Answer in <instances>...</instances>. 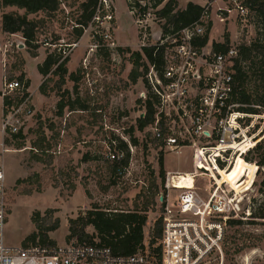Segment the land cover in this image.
<instances>
[{"label": "rangeland", "instance_id": "rangeland-1", "mask_svg": "<svg viewBox=\"0 0 264 264\" xmlns=\"http://www.w3.org/2000/svg\"><path fill=\"white\" fill-rule=\"evenodd\" d=\"M82 1L68 0L55 11L29 14L28 18L39 25L31 45L21 33L11 34L2 29L4 13L23 15L25 10L0 5V44L5 53V69L13 78L29 82L36 109L17 137L14 140L8 137V146L13 150L6 153L4 160L9 204L6 239L11 245L21 246L81 242L78 236L70 237V225L90 210L140 211L148 216L143 229L147 264H160L155 251L160 243L156 223L166 202H172L178 195V190L166 188L165 183L171 172V182L181 187L180 178L187 179L186 175L194 170V150L192 147L181 153L161 150L158 141L138 126L137 98L141 86L133 82L132 74L137 60L133 53L140 51V35L137 17L130 12L127 1L114 0L113 21L104 20L103 25L92 21L79 37L76 19L82 13L79 7ZM180 6L183 7L178 3L177 8ZM216 8L212 7L209 18L213 21L210 47L213 42H224L227 34L229 46L234 44L237 48L256 40L259 28L256 16L242 27L240 17L233 14L221 20ZM218 13L224 15L222 11ZM149 24L156 31L163 21L154 14ZM49 54L59 61L69 56L64 67L66 73L63 69L52 73L56 66L47 76L39 72ZM252 59L243 63L248 70L245 86L261 97L264 92L258 80L259 58ZM234 65L235 61L230 63L233 72ZM244 113L254 117L246 116L242 124L254 123L256 127L239 140H230L225 148L237 155L232 159V168L240 155H248L255 161L247 163L239 183L242 204L248 212L238 218L242 223L228 224L223 244L224 264H264V219L251 216L263 200L260 188L264 166L260 168L257 164L258 151L248 152L257 143L264 144V108L259 113ZM260 128L262 132L251 143L252 134H257ZM121 140L128 144L126 150L118 148ZM111 152L119 153L120 159H111ZM126 155L128 160L123 163ZM160 158L164 159V176ZM117 162L124 172L116 171ZM252 165H257L254 173ZM219 172L221 176L217 178L229 182V173L221 169ZM190 177L189 185H193L195 179ZM197 178L198 191L206 196L209 179ZM155 184L159 186L158 193ZM50 209L53 211L49 212ZM83 224V220L78 221L77 230ZM85 231L93 240L100 241L92 224Z\"/></svg>", "mask_w": 264, "mask_h": 264}, {"label": "built area", "instance_id": "built-area-1", "mask_svg": "<svg viewBox=\"0 0 264 264\" xmlns=\"http://www.w3.org/2000/svg\"><path fill=\"white\" fill-rule=\"evenodd\" d=\"M201 1L204 12L199 21L178 30L150 28V17L161 4L153 8L150 1L140 0L141 6L150 7L146 11L139 6L130 9L137 17L142 53L141 75L137 80L141 86L138 117H146L150 104L153 119L145 130L158 141L160 149L175 153L186 147L194 150L192 187H174L171 172L165 183L166 188L178 190V195L172 202H166L161 214L160 264H224L223 244L229 220L241 219L248 212L239 189L217 178L220 175L217 166L226 169L234 156V150H227L225 145L256 127L254 123L242 124L243 118L254 114L242 112L233 101L234 72L230 63L238 57V48L232 44L227 51H216L208 43L201 46L197 41L205 34L214 6L221 20L235 14L241 18L242 27L247 26V20L256 16V12L247 0ZM113 12L114 0H99L94 21L102 25L104 20L111 22ZM146 47L151 48L153 60L143 53ZM1 95L5 112L0 127L4 138L0 143V264H147L145 248L132 255H121L99 240L55 246L7 242L9 204L4 154L13 149L5 139L19 133L34 117L36 109L33 92L25 81L5 78ZM260 132L262 128L254 135ZM227 133L230 139H226ZM110 157L120 159L116 152H111ZM197 177L209 179L206 196L198 191Z\"/></svg>", "mask_w": 264, "mask_h": 264}, {"label": "trees", "instance_id": "trees-1", "mask_svg": "<svg viewBox=\"0 0 264 264\" xmlns=\"http://www.w3.org/2000/svg\"><path fill=\"white\" fill-rule=\"evenodd\" d=\"M64 1L68 0H0L1 6H16L20 9H24L25 13L14 14V13H4L2 18V29L4 32L15 34L21 33L25 38L27 44L31 45L33 41H35V37L38 30V22L35 20H31L28 18L29 14L38 13L40 11H55L59 8V6L64 3ZM151 2V7L156 8L158 5L162 4L164 0H148ZM246 3L256 12V19H258V32L257 38L253 43L250 44H241L238 47V57L235 60L234 65V96L233 101L235 103H240L238 109L244 112L250 113H259L260 109L264 108V95L261 97H257L255 92L249 90L245 86V81L248 75V70L243 65L244 62L248 60H253L252 58L258 57V71H259V81L263 85L264 92V0H247ZM127 4L129 9H133L134 6H139L142 11H146L148 4L146 6H141L140 0H127ZM99 5V0H84L80 3L79 7L82 13L76 19V30L77 35L82 36L84 29L93 21L94 16L97 12V7ZM178 1L177 0H167L165 4L159 10H156V14L163 19L162 27L165 31L170 29L178 30L183 27L189 26L194 22L199 21L203 12L204 6L194 3L190 1L185 8H177ZM213 21L208 20L206 23L205 34L199 38L197 43L199 45H205L209 41V33L212 29ZM229 35L227 34L224 42H213V49L216 51H227L229 48ZM143 53L147 56L149 60H153L151 48H143ZM137 60L133 69L132 80L133 82H137L138 77L141 75L139 71L140 68V60L142 58V53L140 51L133 53ZM69 56H65L62 58V61H59L53 54H49L44 61L43 64L39 66V72L44 76H47L51 71L52 67L56 66V70H62L63 73H66V69H64L66 63L69 61ZM252 68V66H250ZM249 68V69H250ZM5 78L12 79L13 77L8 74V71L5 72ZM48 79V78H47ZM26 86H29V82L25 81ZM61 83H64V80H61ZM4 112H5V103H4ZM153 119V109L150 104L147 107L146 117H138L137 122L140 129H144L148 124L151 123ZM22 131V130H21ZM20 131V132H21ZM19 132V133H20ZM11 135L12 140L14 137H17L19 134ZM258 135H254L251 137V143L255 142V139ZM136 141V140H134ZM7 144L10 143V139L7 137L5 139ZM20 148V147H19ZM118 148L123 151L128 148V144L124 141H120ZM263 150V151H261ZM253 151H258L260 153V160L257 161V164L261 167L264 166V144L263 142L257 143L252 150H249V154ZM123 154V152H122ZM233 158H236V154L233 151ZM125 158L122 160L123 163H126L128 160V155L124 156ZM249 161H255L250 156L242 157V155L238 156L236 159V163L233 167V161L226 168H220L222 171L229 173V183L234 185V188L241 189L239 183L243 179L245 173V167ZM251 163V162H249ZM161 164V174L164 176V159L160 158ZM116 171L124 172L123 167L120 162L115 164ZM257 166V165H255ZM255 166L252 165L253 173L255 171ZM217 168V169H218ZM218 169V172H219ZM221 176V172H219ZM251 179V178H250ZM256 181H254V184ZM162 184H164V177L162 180ZM261 193L263 196V200L260 202L257 211L252 212L251 216L255 215L257 217L264 219V178L261 182ZM155 193L159 192V186L157 184L154 185ZM38 191H41L40 188L37 187ZM53 210L50 209L49 212ZM83 220L84 224L81 226L80 230H77L78 221ZM148 220V216L145 212L140 211H103L100 209L90 210L86 216H80L79 218L72 220L70 225V237L78 236L79 241L81 242H94L91 235H89L85 231V227L89 224H92L97 232L100 235V243L110 246L112 250L116 254L121 255H132L138 252L139 249L144 248V226ZM162 218L160 221L156 223V234L161 237L162 235ZM230 225H236L242 223L241 220L231 219L229 220ZM57 228V226H54ZM53 228V229H54ZM48 239V236H46ZM45 238V240H47ZM53 242L54 241H50ZM55 246V245H52ZM155 251L159 254L160 261V246L155 248Z\"/></svg>", "mask_w": 264, "mask_h": 264}, {"label": "crops", "instance_id": "crops-1", "mask_svg": "<svg viewBox=\"0 0 264 264\" xmlns=\"http://www.w3.org/2000/svg\"><path fill=\"white\" fill-rule=\"evenodd\" d=\"M179 4H181L183 7H181L182 9L185 8L187 6V4L192 1L194 3H198L200 5H202V1L201 0H184L182 3V0H177ZM5 53L3 51V48L0 44V127L2 124V120H3V115H4V98L1 95V90L3 88V84H4V80H5ZM4 138L2 137L1 133H0V143L2 142ZM1 148V147H0ZM5 156L6 154H4V160H5ZM7 175V174H6Z\"/></svg>", "mask_w": 264, "mask_h": 264}, {"label": "bare ground", "instance_id": "bare-ground-1", "mask_svg": "<svg viewBox=\"0 0 264 264\" xmlns=\"http://www.w3.org/2000/svg\"><path fill=\"white\" fill-rule=\"evenodd\" d=\"M190 175H192V174H190ZM190 175H186V178L187 179H185V178H183V177H181L180 179V186L181 187H179V188H191L192 187V185H189V182H188V179H191V177H190ZM222 181V180H221ZM172 185L174 186V187H178L177 186V184H175L174 182H172Z\"/></svg>", "mask_w": 264, "mask_h": 264}, {"label": "water", "instance_id": "water-1", "mask_svg": "<svg viewBox=\"0 0 264 264\" xmlns=\"http://www.w3.org/2000/svg\"><path fill=\"white\" fill-rule=\"evenodd\" d=\"M76 45V44H75ZM226 139H230L229 133L226 134Z\"/></svg>", "mask_w": 264, "mask_h": 264}]
</instances>
